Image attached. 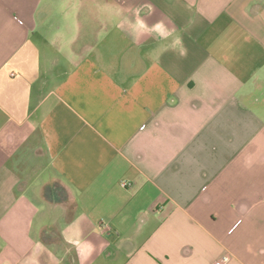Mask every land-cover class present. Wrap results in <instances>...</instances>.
I'll return each mask as SVG.
<instances>
[{"label":"crops","instance_id":"1","mask_svg":"<svg viewBox=\"0 0 264 264\" xmlns=\"http://www.w3.org/2000/svg\"><path fill=\"white\" fill-rule=\"evenodd\" d=\"M225 255L264 264V0H0V264Z\"/></svg>","mask_w":264,"mask_h":264},{"label":"clouds","instance_id":"2","mask_svg":"<svg viewBox=\"0 0 264 264\" xmlns=\"http://www.w3.org/2000/svg\"><path fill=\"white\" fill-rule=\"evenodd\" d=\"M174 47L180 51L181 55H186L187 50L183 48V41L179 34L174 36Z\"/></svg>","mask_w":264,"mask_h":264},{"label":"built area","instance_id":"3","mask_svg":"<svg viewBox=\"0 0 264 264\" xmlns=\"http://www.w3.org/2000/svg\"><path fill=\"white\" fill-rule=\"evenodd\" d=\"M126 184L122 183V187H125ZM236 225V224H235ZM229 260V257L227 255L223 256L216 264H226V262Z\"/></svg>","mask_w":264,"mask_h":264}]
</instances>
